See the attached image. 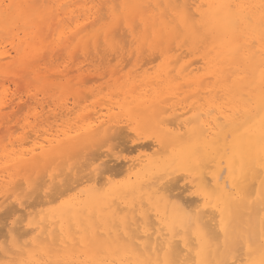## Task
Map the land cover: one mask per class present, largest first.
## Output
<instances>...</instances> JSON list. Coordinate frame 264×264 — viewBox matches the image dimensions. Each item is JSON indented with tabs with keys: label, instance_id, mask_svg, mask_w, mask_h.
Listing matches in <instances>:
<instances>
[{
	"label": "bare ground",
	"instance_id": "obj_1",
	"mask_svg": "<svg viewBox=\"0 0 264 264\" xmlns=\"http://www.w3.org/2000/svg\"><path fill=\"white\" fill-rule=\"evenodd\" d=\"M76 51L159 63L39 114L20 87ZM0 127V264H264V0H0ZM127 128L154 142L121 164Z\"/></svg>",
	"mask_w": 264,
	"mask_h": 264
},
{
	"label": "rangeland",
	"instance_id": "obj_2",
	"mask_svg": "<svg viewBox=\"0 0 264 264\" xmlns=\"http://www.w3.org/2000/svg\"><path fill=\"white\" fill-rule=\"evenodd\" d=\"M73 28V26H71V29ZM126 39V38H125ZM131 40V38H129L128 37V39L126 40V47H129V46H132V48L134 47V42H132V40ZM129 42V43H128ZM132 42V43H131ZM130 44V45H129ZM102 51V52H101ZM100 52L101 53H103L104 51L103 50H101ZM76 52H78V54H81V55H76V57L78 56H81V58H75L74 57V55L73 56H71V57H66V54L65 53H63L64 55H61L62 54V52L60 53V58H58L57 60H55V61H53V62H51V64L52 65H50V64H48V69L50 70V71H53V72H55V73H58V71L60 72H64V73H67V72H70V73H67V77H71L70 79L69 78H61V79H59V80H57V82H56V86H50V87H45V83H43V80H41L40 81V83L41 84H39L38 82L39 81H34V80H31V79H29L28 81H26V82H23V85L20 87L21 88V92H20V95L22 96V100H24L25 101V98H27L26 100H28V101H30L29 99L30 98H28L29 97V95L30 96H33V95H35V96H33V97H35V100L36 101H38L37 103H38V105L36 104V103H33L34 104V106H36V111H40V113L39 114H45L44 116H46V115H50V113L51 112H53V111H55V112H57V110L59 111V102H62V101H64L66 104H67V106H69V107H71L72 106V102H73V100L75 99L74 97L75 96H77V95H75V94H77V93H75L76 91H78V93H80L81 91H85L86 92V90L85 89H88L87 91L89 92V93H91V95L89 94V93H87V94H89L88 96V98H86V101H83V100H81V102H82V106H88L87 107V109H90L91 110V103L96 99V97H95V94L94 93H96V94H100V95H102V94H105V92H107L108 91V89H110L109 87L110 86H108V84L109 85H112V84H114V82L112 83V81L110 80V78L108 77L109 75L107 74L111 69H119V67H120V69L119 70H121V73H124V72H127V71H133V68H136V67H138V70H141V69H143V68H146L147 66L149 67V66H157V64L159 63V61L156 59V60H153L152 62H147V63H143V64H145V65H140L141 67H139V64H140V62H138L137 63V65H134L133 66V64H136V61H135V59H134V56H132V55H130V54H125L124 55V57L126 58V60L125 59H123L124 61H121L122 60V58H118V59H121V60H118L117 58H115L114 56H112V57H114L113 59H111V62L109 61V57H111V56H108L107 58H108V60L105 58V59H101V58H98V59H96L95 57H93V55H90L89 54V56L85 59V54H83L81 51H76ZM76 52H75V54H76ZM81 52V53H80ZM63 56V58H61ZM68 56V55H67ZM92 56V57H91ZM132 57V59H129L128 60V62H127V58H129V57ZM75 59H74V58ZM130 57V58H131ZM68 58V59H67ZM69 58L71 59L72 58V60L74 59V61H69ZM82 58H84V59H82ZM94 59V60H93ZM96 59V60H95ZM101 59V60H100ZM115 59V60H114ZM118 60V62H116ZM88 61V62H87ZM91 61V62H90ZM95 61V62H94ZM115 61V62H114ZM120 61V62H119ZM73 62V63H72ZM75 62V63H74ZM77 62V63H76ZM110 62V63H109ZM123 62V63H122ZM125 62V63H124ZM55 63V64H54ZM86 63H87V65H86ZM90 63V64H89ZM100 63V65H102L101 67H100V65H98ZM103 63H105V64H103ZM115 63H117V64H115ZM122 63V64H121ZM59 64V65H58ZM97 64V65H96ZM113 65V66H110V65ZM83 65V66H82ZM122 65H124V68H123V66ZM59 66V67H58ZM67 68H65V67ZM80 66V67H79ZM87 66V67H86ZM97 66V67H96ZM116 66V67H115ZM74 67V68H73ZM86 67V68H85ZM91 67V68H90ZM95 67V68H94ZM100 67V68H99ZM105 67V68H104ZM111 69H110V68ZM118 67V68H117ZM51 68V69H50ZM53 68H54V70H53ZM76 68V70H74ZM122 68V69H121ZM61 69V70H60ZM64 69V70H63ZM66 69V70H65ZM78 69V70H77ZM98 69V70H97ZM63 70V71H62ZM74 70V71H73ZM90 70V71H89ZM122 70H123V72H122ZM81 71V72H80ZM106 71H108V72H106ZM78 72H80V73H78ZM74 73V74H73ZM77 73V74H76ZM96 73V74H95ZM99 73V74H98ZM105 73H106V75H105ZM80 74V75H79ZM91 74V75H90ZM95 74V75H94ZM101 74V75H100ZM90 75V76H89ZM103 75V76H102ZM73 76H74V78H73ZM77 76H79L80 77V79H78L77 78ZM82 76V77H81ZM93 76L94 77H99L100 79H96V78H94L93 79ZM88 77H90V79L88 78ZM77 78V79H76ZM86 78H88V79H85ZM85 81H84V80ZM91 79H93V80H91ZM96 79V80H95ZM105 79V80H104ZM75 80V81H74ZM77 80H81L80 82H78ZM88 80V81H87ZM29 81H31V82H29ZM65 81V82H64ZM73 81H74V83H73ZM84 81V84H82V82ZM102 81V82H101ZM105 83H104V82ZM110 81H111V83H110ZM76 82V83H75ZM8 83V82H7ZM6 83V84H7ZM32 83V85H30ZM35 83V84H34ZM38 83V85H40V86H38V85H36ZM78 83V84H77ZM82 85H81V84ZM108 83V84H107ZM10 84V83H9ZM9 84L8 85H6V86H8V93H7V96H9L8 94H10V92H12V90H14V89H12V88H14V85H13V83L12 84H10V86H9ZM80 84V85H79ZM12 85H13V87H12ZM27 85V86H26ZM30 85V86H29ZM42 85H44L43 87H45V90L46 91H48L49 90V92H46V91H43V87H42ZM73 85V86H72ZM77 85H79V86H77ZM84 85V86H83ZM81 86H83V88L84 89H82V88H80ZM95 86V87H94ZM106 86V87H105ZM113 86V85H112ZM111 86V87H112ZM30 87V88H29ZM40 87H42V88H40ZM77 87H79V88H77ZM99 87V89H97ZM102 87H104V89L102 88ZM10 88V89H9ZM34 88H36L37 89V91H36V89L34 90ZM47 88V89H46ZM50 88V89H49ZM52 88H54V89H52ZM28 89H30V90H32V92L33 91H35V92H27V91H29ZM51 89L53 90V91H51ZM58 89V90H57ZM79 89V90H78ZM94 89V90H93ZM97 89V90H96ZM57 90V93L55 92ZM76 90V91H75ZM91 90H93V91H91ZM96 90V91H95ZM98 90H101V92L100 91H98ZM102 90L104 91V92H102ZM60 91V92H59ZM27 93V94H26ZM35 93V94H34ZM49 93V94H48ZM62 93V94H61ZM64 93V94H63ZM75 93V94H74ZM48 94V95H47ZM52 94H57L56 96H54L53 95V97H52ZM66 94V95H65ZM67 94H69V95H67ZM72 94V95H71ZM71 95V96H70ZM94 95V96H93ZM27 96V97H26ZM44 96H45V98H44ZM50 96L52 97V98H50ZM65 97H67L66 98V101L64 100V98ZM8 98V97H7ZM44 99V100H43ZM68 100V101H67ZM35 101V102H36ZM49 104H48V103ZM90 102V103H89ZM39 103H40V105H43V106H41L40 107V105H39ZM42 103V104H41ZM54 103V104H53ZM56 103V104H55ZM36 104V105H35ZM48 104V105H47ZM69 104V105H68ZM88 104V105H87ZM80 106H81V103L79 104ZM39 106V107H38ZM53 106V107H52ZM28 107V108H27ZM27 107L25 106V107H23L22 108V110H21V113L19 112V114H18V117H22L23 115H25V114H27L28 113V111L32 108V103L30 104L29 103V106L27 105ZM50 107L52 108V109H50ZM55 107V108H54ZM30 108V109H29ZM44 108V109H43ZM40 109V110H39ZM42 109V110H41ZM7 109H5V111H6ZM27 111V112H26ZM46 111V112H45ZM51 111V112H50ZM50 119H52V118H50ZM31 120H32V118H31ZM10 124H12L13 125V128H14V125H16V124H14V121L13 122H11ZM18 125H16V129L14 130L15 132H13V135L15 134V135H19L18 133H20L21 131H22V129L18 126ZM20 128V129H19ZM54 129V128H53ZM0 130H1V127H0ZM127 131L125 132L126 134L125 135H121L120 137H122L124 140L123 141H121L122 139L121 138H119V139H117V140H114V141H112V142H114L116 145H114V149H113V147H112V150L115 152V154L119 157L118 158V161L119 162H121V164H122V162H124L125 160H128V159H130V158H133L134 156H136L139 152H140V154L141 155H143L144 153L146 154V153H148V154H151L152 152H150L151 150L150 149H145V151H142V150H133L132 151V147H133V144H140V143H143V142H146V143H153L154 142V137H153V135L150 133V132H148V131H142V132H139L138 134H136V132H134V131H130V129H126ZM130 131V132H129ZM4 131H2L1 133H0V137H3L4 135H5V133H3ZM127 132H128V134L130 135V133L131 134H133V135H130L129 137H127ZM133 132V133H132ZM3 136H2V135ZM134 134H136V135H134ZM151 134V136L149 137V135ZM14 135V136H15ZM138 135V136H137ZM146 135L148 136V137H146ZM124 136V137H123ZM134 136H135V138H134ZM131 138V139H130ZM152 138V139H151ZM126 139V140H125ZM128 140V141H127ZM119 141V142H118ZM120 141H121V143H120ZM131 141V142H130ZM110 143V145H112L113 146V143ZM127 142H128V144H127ZM126 143V144H125ZM119 146H118V145ZM124 144L126 145V146H124ZM120 145H121V147L122 146H124V148L126 147V151L124 150V148H123V150H122V148L120 147ZM116 147H117V149H116ZM130 147V148H129ZM108 149V147H102V148H100L99 149V151H101V152H105L104 150H107ZM120 149H121V151H120ZM117 150L119 151L118 153H116L117 152ZM129 150V151H128ZM148 151V152H147ZM108 152V151H107ZM134 152V153H133ZM142 152V153H141ZM150 152V153H149ZM106 153V152H105ZM126 153V154H125ZM120 159V160H119ZM124 159V160H123ZM117 167V169H118V166H116ZM115 169V168H114ZM113 169V170H114ZM117 169H115V170H117ZM115 170H114V172H115ZM113 174H115V175H113ZM112 174V177L115 179V180H119V179H121L123 176H124V174L122 175V174H118V170H117V174H118V176H117V174L116 173H113ZM122 175V176H121ZM188 189H190V190H186L185 189V192H184V194L186 195L187 194V196L188 197H196V195H197V197L200 199V198H202V199H200L201 201H200V203L202 204L201 206H202V208L203 209H206V210H214V208H215V210H214V213L216 212V206L214 205V203L212 202V200H210V198L208 199L205 195L202 197V194H203V192L201 191V190H199V189H197L196 187H192V188H188ZM190 193H189V192ZM196 191V192H195ZM195 192V193H194ZM11 201V200H10ZM10 201H8L7 203H5L4 205H3V207H1L0 208V218L2 219L3 218V220L5 221H7V220H9V218L12 216L11 215V213H9L8 211L9 210H11L10 208L12 207L11 206V204H8ZM28 201H30V202H32V201H34L33 200V198H30V199H28ZM203 201V202H202ZM207 201V202H206ZM212 203H210V202ZM12 202V201H11ZM209 203V204H208ZM6 204H8V206L6 205ZM38 205V207L35 205ZM33 207H34V209L36 208V210H38V209H40L41 207H43L44 205H42L41 203H39V201H38V199H37V201H35V202H33ZM13 205V204H12ZM42 205V206H41ZM205 205V206H204ZM5 206H6V209L7 208H9V210H6V209H4L5 208ZM9 206H11V207H9ZM208 207H211V208H209V209H207ZM33 209V208H32ZM3 211V212H2ZM1 212L2 213H4V214H1ZM5 212H6V214H5ZM10 214L9 216H7L8 215V213ZM6 216V217H2V216ZM215 216H216V218H217V215H216V213H215ZM6 218V219H5ZM0 219V220H1ZM3 220H2V222H3ZM55 220H57V219H55ZM57 221H59L58 222V224H57V227L59 226H61L62 225V227L64 226V224H65V222H64V220H57ZM0 224H1V228H0V233H1V229H2V224L3 223H1V221H0ZM237 256H240V255H237ZM237 259H239V258H237ZM242 264L243 263V261H239V262H237V264Z\"/></svg>",
	"mask_w": 264,
	"mask_h": 264
}]
</instances>
